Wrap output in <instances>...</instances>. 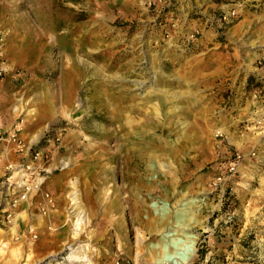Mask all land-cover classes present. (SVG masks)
<instances>
[{
	"label": "rangeland",
	"instance_id": "rangeland-1",
	"mask_svg": "<svg viewBox=\"0 0 264 264\" xmlns=\"http://www.w3.org/2000/svg\"><path fill=\"white\" fill-rule=\"evenodd\" d=\"M0 71V264H264V0H0Z\"/></svg>",
	"mask_w": 264,
	"mask_h": 264
},
{
	"label": "bare ground",
	"instance_id": "bare-ground-1",
	"mask_svg": "<svg viewBox=\"0 0 264 264\" xmlns=\"http://www.w3.org/2000/svg\"><path fill=\"white\" fill-rule=\"evenodd\" d=\"M78 50H80V49H78ZM72 53L73 54L77 53V44L76 43H75V45H74V47L72 49ZM71 64L74 66V68L77 67V59L75 57H73V56L71 57ZM77 71H79L78 68H77ZM79 75L80 74L78 73L77 76H79ZM92 76H94V74H92ZM68 87L70 88V89L68 88V90L71 91V86L68 85ZM122 94H123V92H118L116 94L110 95L109 93H107L106 90H103L100 98L102 100V104L105 105L106 108L108 109V115L111 118H113V120H114L113 124H115V127L117 128L116 124H118V127L120 126L121 130H124V131L128 132L129 129H133L134 130L136 126L137 127L140 126V123H138V121L135 122L136 124H132L131 122H129L128 118H126V116H125V114H127V112L129 113V111L125 110L124 109L125 106H123V105H125V104L126 105L133 104L132 106L134 107L138 102H137V100L129 99V100L124 101L122 103H120V102L112 103L113 104L112 105L111 102L114 99V97H115L116 100H118ZM166 96H165V98H166ZM69 97H70V95L68 94V97L66 96L65 102L60 103L59 106L57 107L58 110H61L60 112H58V110H57L58 118L61 117V116H63V117H67L68 116V114H66V112H67L66 109H68L70 107V102H69V100H67ZM124 110L126 112H123ZM152 110L157 114V112H158V108L157 107L152 108ZM140 121H142V120H140ZM34 138H36V136H34ZM131 152H133V151L131 150ZM151 165L152 164H150L149 166H151ZM117 173H118V171H117Z\"/></svg>",
	"mask_w": 264,
	"mask_h": 264
},
{
	"label": "built area",
	"instance_id": "built-area-1",
	"mask_svg": "<svg viewBox=\"0 0 264 264\" xmlns=\"http://www.w3.org/2000/svg\"><path fill=\"white\" fill-rule=\"evenodd\" d=\"M2 77V73L0 71V78ZM18 131V129H15L10 135H9V140L16 146V150L19 151V152H22L23 149H24V145L22 144V142L18 139L17 137V134L16 132ZM42 156V153L40 152H35L34 155H33V160L37 161L38 158ZM28 185H25V191L23 192V194L21 195H16L15 193L12 194L11 196H6V205L8 206V209L6 210L8 212L6 218L7 219H10L11 218V215H12V210L13 209H16L17 206L22 203V202H25L28 200V196H29V193L32 192L33 190L36 189L37 191V187L36 186H30V188H27ZM51 201L49 200V203Z\"/></svg>",
	"mask_w": 264,
	"mask_h": 264
},
{
	"label": "crops",
	"instance_id": "crops-1",
	"mask_svg": "<svg viewBox=\"0 0 264 264\" xmlns=\"http://www.w3.org/2000/svg\"><path fill=\"white\" fill-rule=\"evenodd\" d=\"M4 87V85L0 84V129L2 128V126H4V128H8L10 126L9 122L11 120V110L13 106L12 92L10 90H5ZM2 122L6 124L2 125ZM3 169L5 171L6 167L4 168V166L1 164L0 171H2Z\"/></svg>",
	"mask_w": 264,
	"mask_h": 264
}]
</instances>
